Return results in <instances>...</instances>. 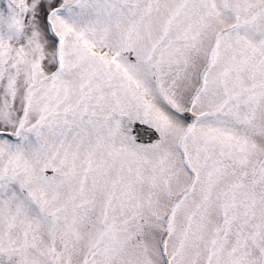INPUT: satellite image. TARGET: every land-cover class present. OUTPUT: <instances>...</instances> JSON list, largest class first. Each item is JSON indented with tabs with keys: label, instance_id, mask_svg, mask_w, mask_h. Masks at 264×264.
<instances>
[{
	"label": "snow or ice",
	"instance_id": "snow-or-ice-1",
	"mask_svg": "<svg viewBox=\"0 0 264 264\" xmlns=\"http://www.w3.org/2000/svg\"><path fill=\"white\" fill-rule=\"evenodd\" d=\"M0 264H264V0H0Z\"/></svg>",
	"mask_w": 264,
	"mask_h": 264
}]
</instances>
